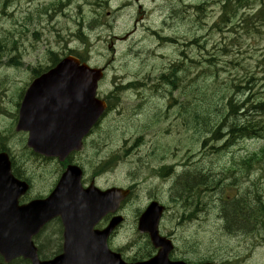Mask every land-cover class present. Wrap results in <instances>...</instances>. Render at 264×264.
<instances>
[{
	"label": "rangeland",
	"instance_id": "obj_1",
	"mask_svg": "<svg viewBox=\"0 0 264 264\" xmlns=\"http://www.w3.org/2000/svg\"><path fill=\"white\" fill-rule=\"evenodd\" d=\"M105 1H0V142L13 154L21 175L32 179L34 187L30 196L47 194L52 189L61 164L33 154L26 144L27 133L15 132L20 100L35 71L52 63L53 53L64 57L70 50H77L86 57L91 55L93 64H110L105 91L112 90L118 80L120 85L124 81H139L146 85L142 93L139 91L142 84L122 92L121 103L116 108L121 111L106 120L103 130L96 131L89 146L76 155L75 161L82 163L86 170L87 182L94 179L101 188L137 183L121 208L125 222L111 239L110 246L121 249L126 259L138 257L140 260L139 256L147 253H143L148 248L147 237L137 229V220L140 211L158 197L162 203H168L172 212L164 218L162 232H177L178 250L174 257L189 262L211 259L209 261L217 263L264 264V226L253 229L254 217L251 216L252 226L247 230L224 233L217 222L223 220L215 212H203L198 216L195 211L181 210L174 200L173 188L176 177L188 169L189 164L196 162L202 166V171L228 168L232 166L233 153L243 156L260 154L264 139H239L235 147L225 148L222 156H207L209 149L205 150L202 141L198 140L200 130L189 126L188 121V125L183 122L178 106L173 109L171 118L178 117L179 123L171 125L167 132L170 122L160 119L167 111L171 89L160 82L161 75L171 72L172 61L184 48L189 50L187 64L191 66L184 87L196 92L195 96L190 93L188 103L192 110L206 109L207 102L212 103V99L207 101L209 95H214V103L225 91L238 103L250 94L264 100V25L256 21L253 22L255 28L253 24L245 26L241 21L245 9L247 13H253L262 7L261 1L244 3L227 17L222 15L226 0H205L204 15H195L190 10L189 20L169 18L165 11L160 13V6L165 7L164 4L168 3L181 9L199 0H183L186 4L181 0H141L147 8L142 19L135 4L115 16L109 15L108 10L116 8L123 0H109L110 7ZM223 16L228 20L220 23ZM131 31L133 34L125 37ZM194 35L200 36V40H194ZM175 37L179 44L169 42ZM113 40L115 44H112ZM179 93L182 94L177 91L175 95ZM202 98L206 99L205 104L201 103ZM155 118H159L158 121H154ZM141 134L142 144L139 146L144 148L137 149L134 144ZM214 142L222 145L224 140ZM187 143L189 147L182 151ZM139 153L150 155L144 157V163L149 162V166L142 177L137 176ZM112 154H126L121 160L126 157L131 162L123 165L115 162L113 170L93 178L92 175ZM177 154H180L179 160L186 158L182 164L175 163L165 170L151 168L169 163ZM224 183L222 196L217 193L213 197L235 195L234 190L223 193L227 187V182ZM239 188V197L248 196L254 202L258 193L264 199V159L262 163L254 164L253 173L244 175ZM178 217L190 223L180 225L175 220ZM198 219H201L200 223ZM59 231L60 226L54 223L38 239L45 254L51 255L58 250Z\"/></svg>",
	"mask_w": 264,
	"mask_h": 264
},
{
	"label": "water",
	"instance_id": "obj_2",
	"mask_svg": "<svg viewBox=\"0 0 264 264\" xmlns=\"http://www.w3.org/2000/svg\"><path fill=\"white\" fill-rule=\"evenodd\" d=\"M101 77L100 69H90L70 56L36 79L22 102L17 124V131L29 132L28 146L60 160L80 150L83 137L105 108L96 98ZM81 178L80 167L69 165L48 198L20 206L18 199L28 185L12 175L8 154L0 153V253L6 261L24 255L33 264H187L169 258L173 244L159 234L164 207L157 201L140 217L139 229L149 233L158 253L147 261L128 263L113 252L108 237L123 217H113L103 230L95 226L117 211L130 190L113 187L102 191L93 183L84 188ZM56 216L64 225V252L53 260L40 261L32 236Z\"/></svg>",
	"mask_w": 264,
	"mask_h": 264
},
{
	"label": "trees",
	"instance_id": "obj_3",
	"mask_svg": "<svg viewBox=\"0 0 264 264\" xmlns=\"http://www.w3.org/2000/svg\"><path fill=\"white\" fill-rule=\"evenodd\" d=\"M1 1V0H0ZM232 1V0H231ZM238 5L245 0H234ZM251 0H246V3ZM236 5V6H237ZM235 7V6H234ZM229 16V14H225ZM221 17L220 23L226 22L228 19ZM257 16L264 20V9L257 13ZM252 19L253 21H251ZM242 24L248 26L259 20L253 16H245L241 19ZM220 23L217 25L220 26ZM196 35L193 36V38ZM200 36L194 40H200ZM201 42H199L200 44ZM198 44V45H199ZM186 50H182L177 55L176 63L171 64L169 69L171 72L167 75H161L160 82L171 87V90L182 92V102L178 106L180 117L183 122L190 123L189 126L197 128L199 141L201 146L207 150V156H222L225 148L235 146L239 139L243 138H262L264 139V100L253 98L250 94L241 103L235 101L234 97L225 93L213 103L214 95H209L207 101L212 99V103L207 102L206 109L192 110L191 104L189 107L190 93L195 96L196 92L184 87L187 84V73L191 66L187 64ZM189 56V55H188ZM240 87V86H238ZM157 88V86H155ZM171 93V92H170ZM205 98H202L201 103L205 104ZM190 108V109H188ZM190 112V115L188 114ZM246 112V113H245ZM251 113L248 114V113ZM188 121V122H187ZM219 122L221 123L219 125ZM201 126V127H200ZM189 128V127H188ZM190 129V128H189ZM203 130V132L201 131ZM1 135V134H0ZM2 139V136H1ZM224 140L223 144L214 142ZM3 145V142H0ZM205 152V151H203ZM232 156V155H231ZM264 159V146L260 154H251L242 156L239 161H235V156L232 157V166L224 167L218 171L214 169L202 171V166L194 162L189 164L188 169H185L175 179L174 184V200L180 205L181 210H187L199 215V210L203 212H215L223 221H219L222 230L226 232L247 230L252 226L251 216L255 218L253 229H261L264 226V199L260 194L256 193V201H252L248 196L239 197L229 194L225 198L222 197V187L227 182V187L223 189V193L232 189L235 185L239 173H246V168L251 169L254 164L262 163ZM111 162H105L101 165V170L108 167ZM197 165V166H196ZM163 170L167 167H163ZM200 172V173H199ZM140 171L137 170V174ZM135 174V175H137ZM138 176V175H137ZM135 176V178L137 177ZM219 189V190H218ZM221 194L219 198L213 197V194ZM196 215V216H197ZM189 216H192L191 214ZM198 218V217H195ZM150 254V251L147 252ZM136 258V257H135ZM134 259V258H133Z\"/></svg>",
	"mask_w": 264,
	"mask_h": 264
},
{
	"label": "flooded vegetation",
	"instance_id": "obj_4",
	"mask_svg": "<svg viewBox=\"0 0 264 264\" xmlns=\"http://www.w3.org/2000/svg\"><path fill=\"white\" fill-rule=\"evenodd\" d=\"M152 1H154V2H156V1L167 2V1H172V0H152ZM181 1H183V0H181ZM199 1H201V3L200 4H196ZM199 1L195 2V3H191L190 5H185L181 9H177V8H179V6L175 7V6H172V5L168 4V3H165L164 4L165 7H161L163 4L160 6V13L164 14V11H165L169 18L173 19L174 17H178V18H180L182 20L183 19L184 20H189L188 17H191V15H188V12L190 10L194 11L195 15L201 13L202 16H203L204 15L203 12H205V9H206L205 5H206L207 1H205V0H199ZM231 2L235 3L234 0H232ZM134 4L138 6V11L140 13V18L142 19L145 16V14L147 13V8L143 5L141 0H124L122 4H120L119 6L116 7V11L127 9L129 7H132ZM183 4H186V2L183 1ZM169 10H171V11H169ZM169 42L170 43H177V44L180 43L179 39H177L176 37L175 38H170ZM184 50H186V55H189V50L186 49V48H184ZM175 62H176V60L172 61L171 64H173ZM201 212L202 211L199 210V215L201 214Z\"/></svg>",
	"mask_w": 264,
	"mask_h": 264
},
{
	"label": "bare ground",
	"instance_id": "obj_5",
	"mask_svg": "<svg viewBox=\"0 0 264 264\" xmlns=\"http://www.w3.org/2000/svg\"><path fill=\"white\" fill-rule=\"evenodd\" d=\"M200 39V38H199ZM176 63V62H175Z\"/></svg>",
	"mask_w": 264,
	"mask_h": 264
}]
</instances>
